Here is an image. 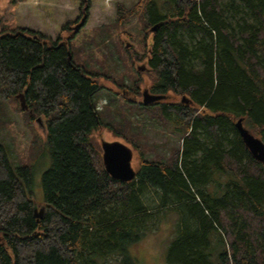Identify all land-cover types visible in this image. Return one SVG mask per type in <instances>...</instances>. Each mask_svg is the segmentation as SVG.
<instances>
[{"label": "trees", "instance_id": "16d2710c", "mask_svg": "<svg viewBox=\"0 0 264 264\" xmlns=\"http://www.w3.org/2000/svg\"><path fill=\"white\" fill-rule=\"evenodd\" d=\"M115 10L97 31H123L137 19L150 38L143 61L157 92L178 97L137 114L179 135L181 145L145 159L127 115L117 122L110 112L105 124L95 104L101 87L76 63L70 39L2 32L0 101L15 102L29 122L43 119L45 136L33 145L50 166L36 217L33 168L13 169L0 143V264H136L131 247L168 212L178 221L167 264H264V166L235 128L242 119L264 143V0H136ZM5 116L0 102V129ZM104 125L138 152L130 182L104 170L90 138Z\"/></svg>", "mask_w": 264, "mask_h": 264}, {"label": "rangeland", "instance_id": "374dc122", "mask_svg": "<svg viewBox=\"0 0 264 264\" xmlns=\"http://www.w3.org/2000/svg\"><path fill=\"white\" fill-rule=\"evenodd\" d=\"M134 2L136 0H0V34L23 29L40 32L52 41L60 40V43H66L67 39H70L77 49L76 63L85 67L101 87L95 104L98 111L103 112L105 124L107 121L111 122L108 117L110 112L117 122L120 120L119 114L127 115L134 125L135 132H138L139 143L145 150L144 158L164 159L171 148L181 145L180 136L173 134L169 128L154 123L145 114L138 115L139 106L127 104L120 95L119 87L124 84L125 90L130 87L134 89L132 81L138 78L144 84L148 82L146 73H139L138 76L135 74V67L145 64L143 61L145 44H150V38H145L146 32L134 18L125 25V34L124 30L114 33H109L108 30L97 31L98 28H103L114 21L117 3L129 6ZM84 16H86L84 25L70 38L72 28ZM112 92L119 95L116 97ZM172 97L178 100V97ZM172 97L167 101L173 100ZM0 102L6 114L2 119L0 143L5 147L13 169L24 165L32 166L33 177L28 195L36 203L35 213L38 214L43 200L41 178L50 166V157L43 149L41 150L40 143L33 145L35 136L39 139L45 136L43 119L39 123L35 119L29 122L15 109V102L10 100ZM90 138L101 152V157L102 142L122 143L131 151L132 169L135 172L138 170V152L106 125L92 131ZM152 148L154 150H151ZM177 221V213L168 212L153 222L145 237L130 249L137 261L136 264H167L166 253L175 236ZM215 255L212 260L215 259Z\"/></svg>", "mask_w": 264, "mask_h": 264}, {"label": "water", "instance_id": "95a60500", "mask_svg": "<svg viewBox=\"0 0 264 264\" xmlns=\"http://www.w3.org/2000/svg\"><path fill=\"white\" fill-rule=\"evenodd\" d=\"M86 17L84 16L80 22L74 27V31H79L80 28L84 25ZM158 25L152 26L150 32H155L158 29ZM72 56L68 52L67 61L71 64ZM16 99L19 101V106L22 111L28 112V106L25 102L24 95L18 94ZM163 96L157 97L155 100H162ZM154 99H146L144 97V105L153 102ZM182 102H185V97L181 99ZM42 118L37 117L35 121L40 122ZM44 122V121H43ZM44 125V123H43ZM235 128L237 129L245 147L249 151L250 155L254 160L261 163L264 166V143L258 137L254 136L248 129L243 126L242 119L237 120L235 123ZM45 131V126H44ZM102 163L105 172L111 176L113 179L120 180L122 182H130L135 179L136 172L131 167V151L125 145L119 142H102ZM36 211V210H35ZM42 210L38 214L35 213L36 217H39Z\"/></svg>", "mask_w": 264, "mask_h": 264}, {"label": "flooded vegetation", "instance_id": "af4514ba", "mask_svg": "<svg viewBox=\"0 0 264 264\" xmlns=\"http://www.w3.org/2000/svg\"><path fill=\"white\" fill-rule=\"evenodd\" d=\"M82 16H83V12H82ZM80 17V16H79ZM86 17V16H85ZM82 18V17H81ZM78 20V18L75 20V22ZM81 20V19H80ZM80 22V21H78ZM78 22H76L78 24ZM75 23V24H76ZM76 24V25H77ZM75 25V26H76ZM70 38L75 36L76 31H74V28H72L71 32H70ZM136 70H135V74L138 76L139 73H146V75L148 76V82L146 84H144V82L141 81L140 78L135 79L132 81L133 85H134V89L133 88H127L125 90V86L124 84L119 85V87L121 88V97L123 100H125V102L127 104H137V106H139V108L141 106L143 107H153L158 103H161L162 101L164 102H173L175 101V99L172 97L174 96L172 93H168V94H163V93H158L156 88L159 87L157 84H159L156 80H152V74L147 72V67L146 65H136ZM89 74V73H88ZM157 79V78H155ZM139 85V86H138ZM113 95H115L116 97L119 95V93L116 92H112ZM138 93H140V97H138ZM163 96L162 100H155L157 97ZM144 97L146 99H154L153 102L148 103L147 105H144ZM170 97L173 98V100L171 101H167V99H169ZM176 97V96H174ZM138 98H140V100H138ZM182 99V98H180Z\"/></svg>", "mask_w": 264, "mask_h": 264}]
</instances>
